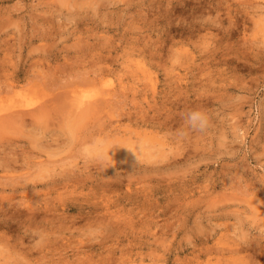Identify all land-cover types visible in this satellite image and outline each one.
Segmentation results:
<instances>
[{
	"label": "rangeland",
	"instance_id": "374dc122",
	"mask_svg": "<svg viewBox=\"0 0 264 264\" xmlns=\"http://www.w3.org/2000/svg\"><path fill=\"white\" fill-rule=\"evenodd\" d=\"M1 98L0 264H264V0H0Z\"/></svg>",
	"mask_w": 264,
	"mask_h": 264
},
{
	"label": "bare ground",
	"instance_id": "6f19581e",
	"mask_svg": "<svg viewBox=\"0 0 264 264\" xmlns=\"http://www.w3.org/2000/svg\"><path fill=\"white\" fill-rule=\"evenodd\" d=\"M9 90H10V89H9ZM3 92H4V91H3ZM8 92H9V91H8ZM10 92H11V90H10ZM105 94H106V93H105ZM17 95L19 96V98H20V97L23 98V97H22L23 94H17ZM105 96H106V95H105ZM3 101H4V99L1 98V99H0V108H2L1 106H2L3 103H4ZM77 102H80V101H77ZM104 103H106V102H104ZM82 104H83V103H79V105H78V109H79V106H80V105L82 106ZM98 105H99V104H98ZM71 106H72V105H71ZM81 106H80V107H81ZM21 107H23V106H15V107H12V109L16 110V111H13L14 114H15L14 117H19V118H20V116H23V118H24V117L29 116V115H31V116H35V115H36V116H37V113H38L39 115H41V114L43 115V113H44V115L46 114L45 116H47V113H45L43 110H42L43 112H42L41 114L39 113V111H36V112H33V113L29 112V114H26L27 112L19 111V109H22ZM54 107H55V106H54ZM54 107H53V108H54ZM60 107H61V106H60ZM100 107H101V106H100ZM100 107H99V108H100ZM102 107H103V106H102ZM43 108H44V107H43ZM49 108H50V106L48 107L47 111L51 109V108H50V109H49ZM61 108H62V107H61ZM97 108H98V106H96V105H95V107H94V106H91V107H90V111H86V112H84V111L86 110V109H84V111H83V112H84V113H83V116H84V117L86 116L85 118L87 119L88 117H91L94 113L97 114V113H96ZM57 109H58V107H57ZM67 109H68V108H67ZM67 109H66V110H67ZM78 109H77V110H78ZM100 109H101V108H100ZM100 109H99V110H100ZM80 110H82V109H80ZM101 110H102V109H101ZM101 110L99 111V113L101 112ZM103 110H104V109H103ZM1 111H3V110H1ZM57 112H59V111L57 110ZM97 112H98V110H97ZM81 114H82V113H81ZM85 114H86V115H85ZM95 114H94V115H95ZM18 115H19V116H18ZM67 115H68V114H67ZM76 115H77V114H76ZM79 115H80V114H79ZM0 116H1V117H0V131H1V132H2V130L4 129V126L6 125L5 123H7V122H8L7 125H6L7 129L10 128L9 126H11V127H13L14 125H16V126H20V125H17V123L14 124V122H15L16 119L13 120V122L10 121V118H12L10 114H9V115H5V116H6L5 118H3L2 115H0ZM7 116H8V117H7ZM83 116L81 117L82 120H83ZM9 117H10V118H9ZM49 117H50V116H49ZM77 117H78V115H77ZM35 118H36V117H35ZM43 118H44V117H43ZM85 118H84V120H85ZM39 120H41V119H39ZM42 120H45V118L42 119ZM79 120H80V118H79ZM91 120H92V119H91ZM17 121H18V120H17ZM17 121H16V122H17ZM11 122H12L14 125H12ZM79 122H80V121H79ZM79 122H78V123H79ZM81 122H83V121H81ZM9 123H10V125H9ZM18 123H19V122H18ZM73 124H74V123H73ZM13 128H14V127H13ZM13 128H12V129H13ZM1 132H0V133H1ZM104 139H105V137H104ZM114 139H116V137H114ZM116 140H117V139H116ZM110 141L112 142V140H110ZM148 141H149V140H147V141H145V142H148ZM114 142H115V141H114ZM117 142H118V141H117ZM119 142H120V141H119ZM152 143H153L152 141H149L148 145H146V146H147V149H148L147 154L151 155V157H153V154H154V153H153V150L155 149V146L152 145ZM113 144H115V143H113ZM110 145H111V144H110ZM121 148H122V147H121ZM152 149H153V150H152ZM108 150H109V152H110V146L107 147V151H108ZM103 151H104V150H103ZM157 151L159 152V150H157ZM113 152H114V151H113ZM129 153H131V151L128 152V154H129ZM104 156H105V155H104ZM132 156H133V154H132L130 157H132ZM105 157H106V156H105ZM129 159H130V158H129Z\"/></svg>",
	"mask_w": 264,
	"mask_h": 264
},
{
	"label": "clouds",
	"instance_id": "9594fccd",
	"mask_svg": "<svg viewBox=\"0 0 264 264\" xmlns=\"http://www.w3.org/2000/svg\"><path fill=\"white\" fill-rule=\"evenodd\" d=\"M202 116L198 112H193L189 117V122L192 125V127H196L198 122H202Z\"/></svg>",
	"mask_w": 264,
	"mask_h": 264
}]
</instances>
